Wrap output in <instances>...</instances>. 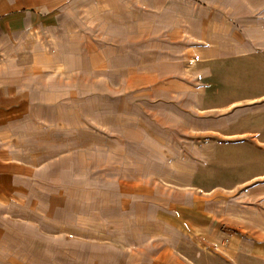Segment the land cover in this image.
<instances>
[{
    "label": "rangeland",
    "instance_id": "obj_1",
    "mask_svg": "<svg viewBox=\"0 0 264 264\" xmlns=\"http://www.w3.org/2000/svg\"><path fill=\"white\" fill-rule=\"evenodd\" d=\"M47 1L0 30V264H264V0Z\"/></svg>",
    "mask_w": 264,
    "mask_h": 264
},
{
    "label": "crops",
    "instance_id": "obj_2",
    "mask_svg": "<svg viewBox=\"0 0 264 264\" xmlns=\"http://www.w3.org/2000/svg\"><path fill=\"white\" fill-rule=\"evenodd\" d=\"M33 1L37 4V9L35 11L29 10L27 8H8L7 0H0V30L8 32V31H22L24 29H28L32 24L35 23H43L44 18L40 17L39 14H44L47 10L43 11V9L50 7L47 0H26ZM41 4H46V6H40ZM7 100L5 96L0 95V104H3V100ZM7 122V118H0V123ZM7 159H0V165H5ZM16 170L17 167L13 166ZM20 169V168H19ZM3 172V169H0ZM8 178L6 176L0 175V191H3L4 187L8 186L7 182ZM15 181V180H14ZM5 190V189H4Z\"/></svg>",
    "mask_w": 264,
    "mask_h": 264
}]
</instances>
